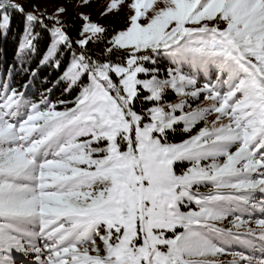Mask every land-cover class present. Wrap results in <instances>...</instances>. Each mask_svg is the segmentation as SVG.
Returning a JSON list of instances; mask_svg holds the SVG:
<instances>
[{"label":"snow or ice","instance_id":"6c2138e0","mask_svg":"<svg viewBox=\"0 0 264 264\" xmlns=\"http://www.w3.org/2000/svg\"><path fill=\"white\" fill-rule=\"evenodd\" d=\"M122 9L120 30L78 13L73 41L64 5L0 0V29L24 18L21 52L37 25L41 63L79 47L62 79L81 85L63 111L3 85L0 264H264V218L242 219L264 214V0H110L101 15Z\"/></svg>","mask_w":264,"mask_h":264},{"label":"trees","instance_id":"16d2710c","mask_svg":"<svg viewBox=\"0 0 264 264\" xmlns=\"http://www.w3.org/2000/svg\"><path fill=\"white\" fill-rule=\"evenodd\" d=\"M30 1L23 3L27 10H32L34 5V2ZM11 17L9 28L4 33V30L0 29V94L3 93V85L7 83L9 88H16L24 93L25 103L39 102L43 97L48 104H55L57 110L72 105L76 99L77 90H67V85L61 80V75L66 68L67 56L64 58L61 56L59 59L55 57L54 62L41 63L47 53L51 36L50 32L40 25H37L33 32L36 37L33 41V49L21 52L20 43L24 34V18L18 13H11ZM46 23H48L47 20ZM78 26V20L74 21L72 25L68 24L67 31L72 38L76 36ZM62 49L64 47H61L60 50ZM90 50L97 51L98 49L95 45H90ZM55 62L59 63L58 67L57 64L55 66ZM200 82L203 84L205 81L201 79ZM25 85L27 88L24 87ZM202 99L201 96L199 100H190L189 103L195 108ZM61 101L64 104H61ZM198 126L200 124L196 128ZM182 127V124L179 125L177 131L169 135V142L179 143L188 136L181 131ZM183 166L187 167L188 165L184 164Z\"/></svg>","mask_w":264,"mask_h":264},{"label":"rangeland","instance_id":"374dc122","mask_svg":"<svg viewBox=\"0 0 264 264\" xmlns=\"http://www.w3.org/2000/svg\"><path fill=\"white\" fill-rule=\"evenodd\" d=\"M28 1H30V0H19V2H21L22 4L25 2H28ZM30 2H34V5L38 6V8L41 12H43L46 9L47 10L46 14H45L46 16L50 15L55 10V8L57 6L64 5L67 8V13L65 14L67 26H68V24L72 25L74 23V21L78 20V13H80V12L90 14L91 19L94 22H97V23L104 25L108 28H115L116 30H120L121 28H123L125 26L126 17H125V10H123V9L119 13L113 12V13H109L107 15H101L105 11L110 0H90L89 5L84 6V7H77V5L81 2V0H31ZM48 23L51 25V23H53V22L48 21ZM78 27H80V24ZM4 32H5V30L3 31V33ZM23 36H24V34L22 35V40H23ZM50 36H51V43H52L51 32H50ZM78 39H80L79 28L77 30L76 36H74L72 38V40L75 41ZM51 43H50V45H51ZM74 51L77 54H79V47L75 43H73L71 50L67 47H64V49L60 50L59 54L56 56L58 59L61 58V56L63 58L65 56H67V63H66L65 71L73 59V52ZM97 51H92V52H97ZM55 60L56 59H53L51 61L54 62ZM56 64L57 63L55 62V66H56ZM172 66L173 65L170 64V62H168L164 58H161L157 64V67L160 68V72H161L162 77L165 75L166 70ZM62 76H63V74L61 75V80L63 82H65V84L67 85V90H73V89L77 90V96H78L79 92H80L81 85H73L72 87H69V82L67 80L62 79ZM141 78H143V77H141ZM87 82H88L87 76H84L82 78L81 83L86 84ZM168 99L169 100H171V99L175 100L176 99L175 94L173 93L172 95H170L168 97ZM201 101L199 102V104L201 103ZM73 106H74V103L68 107H73ZM58 110L63 111V110H65V108L64 109H58ZM22 111H26V109H24ZM213 118H214V114L210 115V118H208V119L211 120ZM202 126H203V124H200V126H198L195 129V131L198 130L199 127H202ZM187 137L188 136H186L184 139H186ZM178 167H184V166L179 165ZM200 191H202V192L207 191V188L201 187ZM257 199H264V196L257 197ZM182 210H187V209H182ZM260 218H264V214H261L259 209H256L251 217H249L248 215H245L242 217V219H246V220H248V219L255 220V219H260ZM230 219H231V217H229V220ZM237 248H239V249H236L234 246H232L230 249H228V251H240L241 250L240 247H237ZM256 255L259 256V253L257 252ZM219 259L230 260L231 257L225 255V256L219 257Z\"/></svg>","mask_w":264,"mask_h":264}]
</instances>
